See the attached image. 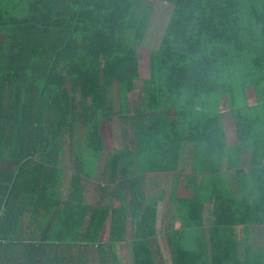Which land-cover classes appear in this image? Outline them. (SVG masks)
Here are the masks:
<instances>
[{
	"label": "trees",
	"instance_id": "obj_1",
	"mask_svg": "<svg viewBox=\"0 0 264 264\" xmlns=\"http://www.w3.org/2000/svg\"><path fill=\"white\" fill-rule=\"evenodd\" d=\"M159 1L172 14L150 54L143 107L131 113L152 12L143 0H0V264H72L83 246L101 250L107 222L116 263L127 212L134 264H159L162 199H148L146 176L177 173L189 142L193 166L211 175L175 181L173 263L264 264L263 237L251 230L264 228V0ZM120 123L129 142L108 152L107 177L97 167L104 130ZM96 173L119 207L86 200Z\"/></svg>",
	"mask_w": 264,
	"mask_h": 264
},
{
	"label": "rangeland",
	"instance_id": "obj_2",
	"mask_svg": "<svg viewBox=\"0 0 264 264\" xmlns=\"http://www.w3.org/2000/svg\"><path fill=\"white\" fill-rule=\"evenodd\" d=\"M144 1V7H151V15H150V22L148 26L147 35L145 37V40L143 44L139 47V59H140V72H141V80L137 81L135 84V91L132 97L127 98V102L130 107V112L133 113L136 108L143 107V100H142V92H143V80L147 77L149 74V65H150V54L153 50L158 49L161 40L163 38V35L165 33L166 27L168 25V22L170 20L173 5L168 4L163 1L159 0H143ZM223 106L221 107L222 112L224 113L225 119H226V130L228 133V141L230 143H234L238 140V132H237V125L235 117L232 115V113L229 110V104L227 102V99L223 100ZM125 124L120 123L119 125L122 126H113V124H110L109 129L104 130L105 133V152L102 153L101 160L97 163L98 172H103V167H106L107 177L109 176L108 173V167H107V155L108 152L113 151L117 152L120 149H123L126 144L129 142L127 139V129L125 127ZM79 129V130H78ZM77 131V139H79L80 143V154L88 155V151L85 148V140H84V131L80 128H78ZM192 144V143H191ZM190 142L187 143L186 149L191 150ZM82 147V148H81ZM184 149V148H183ZM73 154V153H72ZM71 158L74 160L75 155L73 154L72 157H66L64 160V163H66V166H72V162L69 160ZM181 159H183L181 157ZM247 161V160H246ZM184 162V163H183ZM180 160V164L178 167L177 173H156L153 176V178L146 179L147 182H145V188L147 189V197L151 201L156 199H162L159 202V223H158V238L156 239V247H154V252L156 254L157 260L159 264H174L173 259L170 253L169 245H168V230L170 229L169 226H175L177 220L175 213H176V204L172 203L171 201V191H172V185L174 182L173 178H177L178 175L184 176L186 179H189L196 175V170L192 168L191 163L189 160L186 162ZM245 166V165H244ZM183 168V173H181V170ZM246 169L248 168V165L245 166ZM181 169V170H180ZM180 170V171H179ZM163 175L162 180L160 176ZM100 173H96L95 177L88 178V186H87V198L90 200V202L95 203L98 202L95 199V195L97 197V194H99L102 185H106V182L102 179ZM197 179V178H196ZM197 182H200V180H197ZM91 183L93 185L91 186ZM176 182H174L175 184ZM153 186L155 187H152ZM163 184H166V187H164ZM234 185V183H232ZM163 186V187H162ZM164 188V189H163ZM88 191H91L88 193ZM86 197V195H85ZM86 198V200H87ZM87 200V201H88ZM106 202H109L110 206H118L119 203L116 202L113 199H107ZM171 221V222H170ZM128 222L130 224L127 226V230L124 235V242L120 243L117 242L114 246V251L116 254V263L112 262L111 259V249L109 246V226H107V223L104 226V230L102 233L101 240V250H98V246L96 243H92L91 245L85 247L83 246L80 253H77L73 258L72 264H77V259H82V264H100L99 257L103 256L108 261L105 263L101 262V264H134V258L132 254V250H130V242L129 240L133 238L134 234V224L135 220L132 218L131 214L129 213ZM171 223V224H170ZM109 225V224H108ZM132 227V228H131ZM33 230V229H29ZM254 234H258L263 237V243H264V228L261 227H254L251 229ZM239 232L241 233V249L244 246V243L246 241L244 228H240ZM158 246V247H157ZM102 251V255L100 256V252ZM68 263V262H67Z\"/></svg>",
	"mask_w": 264,
	"mask_h": 264
},
{
	"label": "crops",
	"instance_id": "obj_3",
	"mask_svg": "<svg viewBox=\"0 0 264 264\" xmlns=\"http://www.w3.org/2000/svg\"><path fill=\"white\" fill-rule=\"evenodd\" d=\"M238 141V140H237ZM236 141V142H237ZM235 143V142H234ZM246 155L247 154H244V158H243V161L241 160V163H245V162H247L246 160H248V158L246 157ZM71 157H72V155H71ZM182 158L183 159H181L182 160V162L183 161H187V160H189V162L191 163V166H192V168L194 167L193 166V163H194V161H193V151H191L190 150V152H189V150H187L186 149V147L183 149V155H182ZM75 159V158H74ZM184 163V162H183ZM197 166V165H196ZM182 168V167H181ZM199 169H195V167H194V169L196 170L195 172L197 173L195 176H193V177H196L197 179L195 180V182L196 183H199V182H197V180H202V175L204 174L205 176H207V175H211L210 173H208V172H203L202 171V169H201V167L199 166L198 167ZM222 170H221V173H223L224 175H225V178H226V180H228V181H230L231 182V184L232 183H234L235 184V175H236V172H235V170H231V171H228V167H227V164H224L223 163V165H222V168H221ZM181 170V169H180ZM179 170V171H180ZM181 173H183V168H182V170H181ZM156 173H152V174H148L147 176H146V179H150V178H153V176H157V175H155ZM159 174V173H158ZM160 176V178L162 179V180H164L163 178H162V174L161 175H158V177ZM192 178V177H191ZM191 178H190V180H191ZM174 179V182L176 181V180H178V181H189V179H186L184 176H182V175H178V177L175 179V178H173ZM147 182V181H146ZM174 182H173V185H172V191H171V195L172 194H174L173 192H174V186H175V184H174ZM164 185V187H166V184H163ZM234 186V185H233ZM152 187H155V186H153V184H152ZM163 187V186H162ZM164 189V188H163ZM91 191H88V193H90ZM87 193V192H86ZM87 195L88 194H86V198H87ZM95 199L97 200V201H101L100 202V204H103V205H105V206H109L110 208L111 207H116V206H110L109 204V202H106L107 201V199H113V200H115L116 201V199L113 197V195L112 196H110V195H108L107 194V192L105 193V192H103V191H101L100 190V192H99V194H97V197H96V195H95ZM87 200H88V198H87ZM88 202H90V200H88ZM117 202V201H116ZM92 203V202H91ZM95 203H97V202H95ZM117 207H119V205L117 206ZM128 217H129V212H127V216H126V219H125V225H126V230H127V226L130 224V222H128ZM171 222V221H170ZM109 223H107V226H109L108 225ZM171 224V223H170ZM170 228H172V227H174V226H169ZM132 228V227H131ZM134 228H135V226H134ZM125 235V234H124ZM132 239V238H131ZM131 239L129 240V242L131 241ZM120 243H122V242H120Z\"/></svg>",
	"mask_w": 264,
	"mask_h": 264
},
{
	"label": "bare ground",
	"instance_id": "obj_4",
	"mask_svg": "<svg viewBox=\"0 0 264 264\" xmlns=\"http://www.w3.org/2000/svg\"><path fill=\"white\" fill-rule=\"evenodd\" d=\"M105 82H106V81H105ZM100 87H102V86H100ZM97 89H99V87H98ZM97 91H98V90H97ZM97 91H96V92H97ZM98 92H99V91H98ZM100 92H101V91H100ZM99 94H100V93H99ZM83 112H84V111H83Z\"/></svg>",
	"mask_w": 264,
	"mask_h": 264
}]
</instances>
